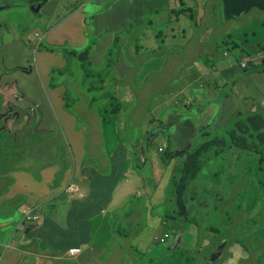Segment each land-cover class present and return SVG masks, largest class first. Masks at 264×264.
<instances>
[{"label":"rangeland","instance_id":"obj_1","mask_svg":"<svg viewBox=\"0 0 264 264\" xmlns=\"http://www.w3.org/2000/svg\"><path fill=\"white\" fill-rule=\"evenodd\" d=\"M181 1L183 7L179 9L178 0H51L38 12L15 7L25 0L0 1V140L7 141L2 150L0 147V159L6 158L8 165L18 167L22 164L20 157L27 163V157L35 153L32 148L39 144L54 155L41 164L56 160L61 173L66 162L74 173L83 158L85 164L105 162L115 152L118 140L128 150L130 161L137 160L134 169L140 170L143 166L138 161L146 146L145 154L157 160L163 157L157 152L163 143L167 152H191L216 137L229 136L240 120L236 113L243 112L246 117L252 109L264 111L263 68L249 64L248 70L242 69L246 66L243 61L256 58L257 66L264 61V11L253 9L227 21L220 0ZM75 8H82L83 15L87 13L92 20L86 16L78 26L83 29L84 42L77 39L78 31L70 43L64 30L69 33L70 23L76 24L70 18ZM175 8L181 14L171 12ZM5 25L11 31H5ZM50 29L52 40L45 37ZM160 30L162 36L157 40L155 35ZM54 31H59L60 42ZM17 36L18 42L8 43ZM201 69L208 73L203 74ZM112 92L127 102L117 113L124 128L108 125L104 138L97 112L109 110ZM8 105H12L11 112H6ZM72 132L77 133L79 145L73 143ZM146 132L153 137L145 140ZM221 147L213 146L211 155L203 149L197 161L209 167L219 163L225 157ZM123 157L118 156V161ZM259 157L262 154L248 153V189L244 194L248 214L240 228L239 204L227 202V223H218L213 220L217 210L212 207L181 214L178 221L177 212L166 200L161 204L157 199L144 200L145 208L138 209L136 224L140 246L128 236L121 238L124 247L130 246L138 254L130 258L126 255L122 264H174V246L151 241L154 234L170 229L169 224H162L164 216L172 225L186 230L178 234L191 245L192 234H210L215 242L222 235L247 234L249 264H264V170L259 169ZM187 160H183L181 169L189 173ZM176 161L174 171L180 177V160ZM199 176L196 174L193 180ZM148 179L151 188L154 180L151 176ZM53 185L51 202L71 195L68 191L73 188L58 189L56 181ZM73 192L78 194L79 190ZM201 192L198 198L206 199L205 191ZM149 214L153 216L151 228L144 219ZM191 253L190 260L196 261L200 254Z\"/></svg>","mask_w":264,"mask_h":264},{"label":"crops","instance_id":"obj_2","mask_svg":"<svg viewBox=\"0 0 264 264\" xmlns=\"http://www.w3.org/2000/svg\"><path fill=\"white\" fill-rule=\"evenodd\" d=\"M50 1L25 0L23 4L15 7H28L31 11L38 12L44 5H48ZM46 14L48 13L46 12L44 15ZM86 16L89 20H92V16L87 13L83 15L82 8H75L72 11L70 18L75 19L74 22L76 24H73V21L70 23L72 30L69 33H67V29L64 30L67 41L70 43L74 42V32L80 31L81 33H79L77 39L79 42L81 40L84 42L86 37L83 36V29H79L78 26H81L83 21L87 20ZM39 21L45 22V18L39 17ZM4 30L11 31L9 25H5ZM52 32V29L47 30L45 37L52 40ZM54 33L57 34L55 38H59V31H54ZM18 41V36L14 39L11 37L8 43H16ZM57 41L60 42L61 39L59 38ZM201 71L203 74H205L204 72L208 73L204 69H201ZM254 112L255 110L252 109L251 113ZM76 134V132H72V141L75 145H79L80 141L75 136ZM226 137H230V135ZM226 137H216L209 140L208 143L222 146L219 149L220 151L229 149L230 151L225 153V156L228 157L233 155L236 148L231 146ZM3 139L0 140V143ZM5 142L7 141L5 140ZM96 143L100 145L101 141L100 143L96 141ZM165 146L167 145L163 143L162 146L157 148V152L162 153L164 151V154H169L179 151L172 149L167 152ZM159 148H162L161 151H159ZM32 150L35 153L27 157L29 159L27 163H25L26 161L23 157H20L22 164H19L18 167L8 165L6 158H3L0 162V264H78L79 261H83L81 264H122L126 255L129 258L131 256L136 257L138 253L135 254L133 250H130V246L124 247L121 243V238L128 236L127 239L134 240L140 246V242L137 240L140 229L136 227L140 217L138 209L145 208L144 200L152 199L154 201L157 199L156 203L158 204H161L163 200H173L172 181L176 176L174 171L178 165L176 160H180V166L182 167L183 160L188 159V156L191 155L189 152L184 153L178 156L177 159L175 157L168 161H164L162 157L157 160L154 156H151L149 158L150 168L147 167L144 171L138 173L132 171L130 165H127L125 171L119 175L114 172L113 167L108 166L107 161L101 162L99 160L97 163L89 161L85 164L84 158L83 163L82 160L79 161L78 168L74 173H71L69 164H66V162L65 167H62L63 171L60 173L61 164H57L56 160L48 162L50 165L44 166V164H41L45 160L52 159V156H54L52 152L42 148L39 144H35ZM24 155L22 154V156ZM84 156L85 153L83 151ZM96 164L98 165L96 166ZM188 168L189 173L185 170L181 173L193 176V178L196 174H200L193 184H189L191 193L187 197L193 198V212L197 213V210L212 207L213 210H217L213 217L214 222L227 223L225 205L227 202L235 206L239 204V199H235V194L232 192L234 188H237L238 184L232 185L231 188V184L221 187L217 185L218 183H215L211 184L207 190L206 181L211 175L209 164L191 161ZM101 169L106 170V173L101 172ZM77 173L78 175H76ZM106 176H112L107 187H112L116 182L111 192L114 200L109 202L98 215L94 216L96 219L94 229L90 230L86 237H83V234H74L82 231L83 224L82 222L80 224L78 220H81L87 213L91 206V200L98 201L100 197L97 192H93L94 185ZM149 176L154 180L151 188L148 186ZM144 180L146 183H144ZM55 181L58 189L61 186L68 190L73 189L68 191L71 195L63 196L67 198L51 202L49 196L54 190L53 184ZM75 189L79 190L78 194L73 192ZM203 190L205 191L204 196L206 199L198 198V194H201ZM220 192L224 194L225 200L223 201L219 198ZM193 195L195 196L193 197ZM202 200L203 203H201ZM147 202L150 204L149 201ZM215 203L216 205H214ZM26 207L33 208L35 210L34 213L40 217L37 223L23 222L22 218ZM71 208L74 210L71 211ZM246 215L247 212L242 211L237 227L240 228V223ZM164 217L162 224H169L170 229L163 234H154L151 241L153 243H165L167 247L174 246L176 248V246L180 245L182 248H190L191 244L186 243V238L184 239L182 234H178H184V232H178L180 228L168 222V216ZM144 219L148 221L151 228L153 216L149 214L147 217L144 216ZM218 223L216 224L218 225ZM44 224L48 228L54 224L55 231L46 233V229L43 227ZM219 226L227 228V226ZM165 234H168V236L165 237ZM59 235L67 236L68 239L64 238L61 240ZM192 235L194 236V242L191 245V249L200 254H198L199 257L196 261L194 260L193 264H208L206 261L207 257L209 255L211 257L213 253L217 252L220 253L215 258L217 264H249L250 262L247 234H230L227 238L222 235L216 242L210 237V234ZM161 237H165V240L158 241V238ZM111 241L112 244L110 243ZM73 246H79L81 249L74 258L69 259L66 257V249ZM218 246L220 249H217ZM150 247L149 243L148 248ZM203 249H205V252L201 254L200 251ZM124 252H126V255H124ZM77 257L78 259H76ZM73 261L77 263H73Z\"/></svg>","mask_w":264,"mask_h":264},{"label":"trees","instance_id":"obj_3","mask_svg":"<svg viewBox=\"0 0 264 264\" xmlns=\"http://www.w3.org/2000/svg\"><path fill=\"white\" fill-rule=\"evenodd\" d=\"M221 2V9L223 18L225 20H235L240 15L246 14L249 11L253 9H257L260 11H264V0H220ZM178 3L180 5L181 9L183 7V2L181 0H178ZM171 12H176L177 15L181 14V10L175 8L171 9ZM157 40L160 36H162V30H160L156 35ZM264 48V47H263ZM87 55V53H86ZM250 67H262V71H264V61L261 62L258 66L254 63H249ZM247 64V65H249ZM250 67L246 66L245 68H242L244 71L248 70ZM118 89V88H116ZM115 92H112L110 95L113 97V100L109 102V110L100 111L97 112V115L100 117V129L101 134L105 138L107 135V130L109 126H111L113 129H119L124 128L120 125L119 119L117 118V113L119 109L122 106H125L127 102H122L119 98H117L114 95ZM127 101V100H124ZM236 116L240 117V120L235 123L233 129L236 136L233 135V132H230V137H226L227 140L230 142L231 146L235 147V152L233 155H230L228 157L225 156V158H221L220 161H218L219 165L213 163L211 164V175L209 179L206 181L209 185L218 183L217 185L221 187H225L227 184H231L235 186L238 184L237 188H234L232 192L235 194V199H239V207L241 208V213L247 212L248 214V208L245 205V199L244 194L248 189V179H247V157L248 153L250 151H254L258 154H262V157H259V163H260V170H264V147H261L264 145V111H255L254 113H251V115H247L246 117L243 116L242 113L236 114ZM234 118V117H233ZM232 118V119H233ZM125 120H127L125 118ZM109 125V126H108ZM238 134V136H237ZM146 138L145 140H149L153 136L148 135V133H145ZM245 137L242 138V137ZM5 138L0 143L1 150L3 149V145H5L7 142H5ZM148 144V143H147ZM138 145V144H137ZM217 146L215 143H204L200 146H198L196 150L189 152L191 155L188 156L187 163L190 165L191 161H197L198 155L200 151L206 150L211 155L212 147ZM148 147L146 146L143 149V157L144 159H140L138 163H141L143 168H140V170L134 169V163L137 160L130 161V155L128 150L124 146H120L119 141L117 140L116 146L113 148V151H115L113 154L109 155L107 160L108 166L113 167V170L116 174L121 175L126 168V163L129 162L128 165H130L132 171L134 172H142L149 166V157L147 153L145 154V150H147ZM0 150V152H1ZM141 151V148L139 149ZM183 150H179L173 153L164 154V151L162 152L163 157L162 159L164 161H168L172 158H175L177 156H181L184 153L188 152H182ZM188 151V150H187ZM225 153L229 152L230 150H222ZM127 153V154H125ZM124 155L123 161H118V156ZM5 159V158H4ZM2 159H0L1 162ZM246 160L244 166L243 161ZM148 161L147 167H145L146 163ZM101 172L106 173V170L101 169ZM181 172H184V169H181L180 166V177H176L173 179V187H172V199L171 201H167L168 206L171 207L173 210H175L176 213V220L179 221V217L181 214L191 213L194 210V201L193 198H188L187 195L191 193V187L189 184H193V176H187L182 174ZM111 174V173H110ZM112 179V176H106L103 177L100 181H98L94 185L93 192H97L100 197L98 198V201L91 200V206L89 207L87 213L81 218V220H78V222H82L83 228L82 231H78L74 234H83V237H86V234H89V231L94 229L95 226V218L94 216L98 215L103 209H105V206L114 200V196L112 195V189L113 186H115L116 182L112 187H107L109 181ZM107 187V189H106ZM219 198L223 201L225 200L224 194L220 192ZM71 207V206H70ZM70 210V208H69ZM68 210V212H69ZM74 210L71 208V211ZM227 214V213H226ZM247 218V215L246 217ZM243 217L242 221L245 219ZM81 224V223H80ZM54 226V224H53ZM48 228L44 224V229H49L50 232L55 231L54 227ZM179 226V225H178ZM131 230V229H130ZM178 232H186L184 228H181ZM64 237V236H63ZM166 237V234H165ZM66 238V237H64ZM158 241L160 239L158 238ZM74 247V246H73ZM77 248L81 249L79 246H76ZM68 249V248H67ZM176 250L172 254L173 256V263L174 264H193L194 260H190L192 253L191 246L190 248H182L180 245L176 246ZM217 249H220L218 246ZM124 255H126V252H124ZM207 263L208 264H217V260L214 261L210 260V255L207 257ZM162 264V262H160Z\"/></svg>","mask_w":264,"mask_h":264},{"label":"built area","instance_id":"obj_4","mask_svg":"<svg viewBox=\"0 0 264 264\" xmlns=\"http://www.w3.org/2000/svg\"><path fill=\"white\" fill-rule=\"evenodd\" d=\"M246 62H243L242 65H245ZM159 151H161V149L159 148ZM35 210L33 208L30 207H26L25 211L23 213V222H38L40 220V217L38 215H36ZM166 236H168V234H166ZM160 241H164L165 237H161L159 238ZM80 249L77 248L76 246L74 247H70L67 249V254L66 257L67 258H74L78 253H79Z\"/></svg>","mask_w":264,"mask_h":264},{"label":"clouds","instance_id":"obj_5","mask_svg":"<svg viewBox=\"0 0 264 264\" xmlns=\"http://www.w3.org/2000/svg\"><path fill=\"white\" fill-rule=\"evenodd\" d=\"M243 62H246V66H248L247 64H249V63H251V62H254V64H258V62H257V59L256 58H253L252 59V61L251 60H247V61H243ZM246 66H243L242 68H245ZM187 151V150H186ZM216 258V257H215ZM210 259H211V257H210ZM215 260V259H214ZM211 261H213V260H211Z\"/></svg>","mask_w":264,"mask_h":264},{"label":"flooded vegetation","instance_id":"obj_6","mask_svg":"<svg viewBox=\"0 0 264 264\" xmlns=\"http://www.w3.org/2000/svg\"><path fill=\"white\" fill-rule=\"evenodd\" d=\"M3 28H4V27H3ZM0 31H2L1 28H0ZM2 46H3V44H2ZM2 46H1V47H2ZM1 47H0V48H1ZM1 79H2V75H1V73H0V83H1ZM11 109H12V105H8V106H7V110H6V112H11ZM6 118H7V117H6Z\"/></svg>","mask_w":264,"mask_h":264},{"label":"water","instance_id":"obj_7","mask_svg":"<svg viewBox=\"0 0 264 264\" xmlns=\"http://www.w3.org/2000/svg\"><path fill=\"white\" fill-rule=\"evenodd\" d=\"M66 254H67V249H66ZM216 255H220V253H219V252H217V253H213V254L211 255V260H214L215 257H216ZM69 259H70V258H69Z\"/></svg>","mask_w":264,"mask_h":264}]
</instances>
